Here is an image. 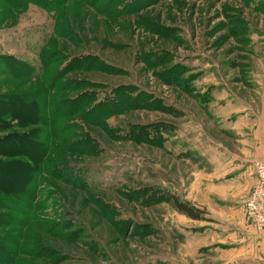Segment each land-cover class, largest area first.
I'll list each match as a JSON object with an SVG mask.
<instances>
[{
    "label": "rangeland",
    "instance_id": "374dc122",
    "mask_svg": "<svg viewBox=\"0 0 264 264\" xmlns=\"http://www.w3.org/2000/svg\"><path fill=\"white\" fill-rule=\"evenodd\" d=\"M263 84L264 0H0L1 264H211L222 110Z\"/></svg>",
    "mask_w": 264,
    "mask_h": 264
},
{
    "label": "crops",
    "instance_id": "0c3cea01",
    "mask_svg": "<svg viewBox=\"0 0 264 264\" xmlns=\"http://www.w3.org/2000/svg\"><path fill=\"white\" fill-rule=\"evenodd\" d=\"M259 90L264 92V84ZM222 112L226 122L232 115L243 114L237 119L231 117L230 124L223 126L224 133H228H223L224 137L231 135L236 139L234 136L239 135L237 139L242 145V154L239 157L232 153L231 148L228 151L224 149L219 155L217 170L202 182V191H206L203 192L201 206L209 212V217L218 221L224 219L225 226L204 231L201 251L207 249L216 253L207 256L211 264H264V230H258L248 222L245 208L246 200L258 184L256 163L264 161V110L261 121H251L249 109L244 105L241 108L225 106ZM186 198L196 201L190 196Z\"/></svg>",
    "mask_w": 264,
    "mask_h": 264
},
{
    "label": "built area",
    "instance_id": "2783aa9c",
    "mask_svg": "<svg viewBox=\"0 0 264 264\" xmlns=\"http://www.w3.org/2000/svg\"><path fill=\"white\" fill-rule=\"evenodd\" d=\"M255 175L258 184L246 200L247 220L259 230H264V161L256 163Z\"/></svg>",
    "mask_w": 264,
    "mask_h": 264
},
{
    "label": "trees",
    "instance_id": "16d2710c",
    "mask_svg": "<svg viewBox=\"0 0 264 264\" xmlns=\"http://www.w3.org/2000/svg\"><path fill=\"white\" fill-rule=\"evenodd\" d=\"M36 2L39 0H35ZM172 203L177 212L196 221L204 219L206 211L193 205L191 202L180 199L178 196L173 195L171 197ZM1 203V202H0ZM4 248L0 247V252H3ZM3 263L0 261V264ZM11 263V262H10ZM8 263V264H10Z\"/></svg>",
    "mask_w": 264,
    "mask_h": 264
}]
</instances>
